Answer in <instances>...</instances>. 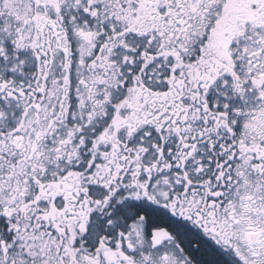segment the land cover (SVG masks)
<instances>
[{"label":"snow or ice","instance_id":"1","mask_svg":"<svg viewBox=\"0 0 264 264\" xmlns=\"http://www.w3.org/2000/svg\"><path fill=\"white\" fill-rule=\"evenodd\" d=\"M0 264H264V0H0Z\"/></svg>","mask_w":264,"mask_h":264}]
</instances>
